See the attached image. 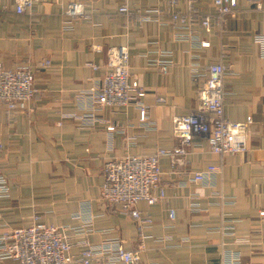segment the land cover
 <instances>
[{
  "label": "crops",
  "instance_id": "crops-1",
  "mask_svg": "<svg viewBox=\"0 0 264 264\" xmlns=\"http://www.w3.org/2000/svg\"><path fill=\"white\" fill-rule=\"evenodd\" d=\"M73 3L83 5L84 16L63 14ZM123 5L164 15L137 23L118 13ZM237 6L223 28L194 23L187 30L174 27L168 13H211L213 0H177L173 7L167 0H33L20 15L14 0H0V64L30 65L36 89L28 103L11 111L0 106V171L9 187L0 199L1 223L21 227L39 215L44 224L65 229L74 259L81 241L115 239L128 250L142 245L136 264H224L232 253L240 264H264V59L253 42L264 34V0L260 10L248 0ZM98 46L127 48L130 79L146 91L144 122L135 105L109 108L82 97L110 70L105 54L94 51ZM211 64L226 69L225 118H251L247 150L215 155L204 138H195L184 172L174 173L162 158L165 200L137 205L152 219L140 231L119 207L100 201L103 164L176 147L172 118L195 110ZM211 165L219 173L210 183L189 181L191 172Z\"/></svg>",
  "mask_w": 264,
  "mask_h": 264
},
{
  "label": "built area",
  "instance_id": "built-area-1",
  "mask_svg": "<svg viewBox=\"0 0 264 264\" xmlns=\"http://www.w3.org/2000/svg\"><path fill=\"white\" fill-rule=\"evenodd\" d=\"M257 10L262 9V0H248ZM173 7L177 0H167ZM15 13H28L33 0H14ZM211 13H199L191 9L186 13L170 11L168 19L177 28L190 29L194 23L204 30L214 27L223 28L226 17H234L237 11V0H213ZM118 13L137 23L149 20H160L164 13L157 9L132 11L126 5L118 9ZM76 19L84 16L81 3L69 4L63 13ZM190 34V33H189ZM254 44L259 49V56L264 59V34L253 37ZM202 47L208 43L201 42ZM97 53H104L109 72L103 77L99 88L87 92L82 97L89 98L93 103L103 107H127L135 105L139 111V119L147 118L146 107L141 99L146 91L130 79L129 52L126 47H112L103 50L93 48ZM44 63V65H46ZM160 70L166 71V65L161 64ZM226 69L222 64H211L206 68V79L197 92V106L189 115L172 118V133L178 145L172 149H158L147 155H126L110 158L103 164L102 185L99 199L109 207L119 209L137 222L138 229L152 223L148 214L137 209L140 202L149 206L158 205L165 200V187L161 183L162 169L160 160L167 158L174 173L185 171L188 147L195 138H204L209 150L215 155H236L247 150L246 129L251 124V118L244 122H231L224 116V79ZM36 95L33 69L28 64L17 65L14 69H6L0 64V106L9 111L18 104L30 102ZM162 99H157L161 102ZM88 123L93 124L91 116ZM108 127V131H113ZM219 173L216 166H208L205 170L189 174V181L205 185L213 180V175ZM8 183L0 171V199L8 197ZM194 205V204H193ZM174 212L169 210V217ZM0 215V264H136L140 259L142 245L137 249H126L120 241L108 239L99 245H90L81 241L78 258L74 259L70 251L65 229L41 222L39 215H33L30 223L25 226L10 228L1 223ZM91 222L90 218L85 224ZM224 264H240L239 255L232 253Z\"/></svg>",
  "mask_w": 264,
  "mask_h": 264
}]
</instances>
